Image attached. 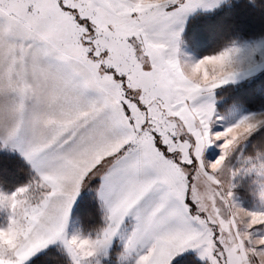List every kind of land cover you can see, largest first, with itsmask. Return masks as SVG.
I'll return each instance as SVG.
<instances>
[{"label": "snow or ice", "instance_id": "1", "mask_svg": "<svg viewBox=\"0 0 264 264\" xmlns=\"http://www.w3.org/2000/svg\"><path fill=\"white\" fill-rule=\"evenodd\" d=\"M52 255L264 264V2L0 0V264Z\"/></svg>", "mask_w": 264, "mask_h": 264}, {"label": "trees", "instance_id": "2", "mask_svg": "<svg viewBox=\"0 0 264 264\" xmlns=\"http://www.w3.org/2000/svg\"><path fill=\"white\" fill-rule=\"evenodd\" d=\"M264 2V0H261ZM218 15H223L219 13ZM217 20L214 17H201L199 20L195 22V31H205V30H213L217 26ZM227 23V21L225 22ZM244 23L247 24L250 28H256L259 26V21H256L252 18L251 15L247 16L244 20ZM187 31V28H186ZM208 52V49H197L196 54H205ZM3 164L5 167L12 169L14 172L18 167H23V162L18 161L15 156L11 158H5L3 160ZM12 183L8 185L9 188L14 187L15 184L22 182L26 179L24 173H19L16 176L10 178ZM42 264H58L57 257L55 255L49 256L45 258Z\"/></svg>", "mask_w": 264, "mask_h": 264}, {"label": "clouds", "instance_id": "3", "mask_svg": "<svg viewBox=\"0 0 264 264\" xmlns=\"http://www.w3.org/2000/svg\"><path fill=\"white\" fill-rule=\"evenodd\" d=\"M223 63L222 58L208 57L205 61L202 62L200 66L202 70L206 71L207 68H211L214 71L219 72V67Z\"/></svg>", "mask_w": 264, "mask_h": 264}, {"label": "rangeland", "instance_id": "4", "mask_svg": "<svg viewBox=\"0 0 264 264\" xmlns=\"http://www.w3.org/2000/svg\"><path fill=\"white\" fill-rule=\"evenodd\" d=\"M192 54H196V53H193V52H192V53H190V52H189V55H192Z\"/></svg>", "mask_w": 264, "mask_h": 264}, {"label": "crops", "instance_id": "5", "mask_svg": "<svg viewBox=\"0 0 264 264\" xmlns=\"http://www.w3.org/2000/svg\"><path fill=\"white\" fill-rule=\"evenodd\" d=\"M186 30V29H185ZM190 53H192V52H190ZM193 55V54H192Z\"/></svg>", "mask_w": 264, "mask_h": 264}]
</instances>
